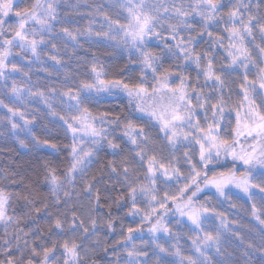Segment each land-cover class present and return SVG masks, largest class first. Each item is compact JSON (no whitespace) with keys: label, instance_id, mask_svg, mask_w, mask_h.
<instances>
[{"label":"snow or ice","instance_id":"snow-or-ice-1","mask_svg":"<svg viewBox=\"0 0 264 264\" xmlns=\"http://www.w3.org/2000/svg\"><path fill=\"white\" fill-rule=\"evenodd\" d=\"M57 5L58 0H32L31 4L20 7L14 6L13 0H0V88L6 95L10 93V104L0 99V108L6 110V115L0 120L7 121L14 131H30L39 115V109H30V105L40 103L58 117L71 134V144L68 145L71 162L63 177L51 164L46 162L44 165L51 204L35 192L23 196L18 194L29 206L28 215L41 212V208L35 207L37 201L45 210L57 209L47 232L37 226L35 238L29 242L26 238L29 233L20 227L23 218L8 215L9 194L0 188V223L5 225V235L8 226H16V234L3 240L0 254L4 259H0V264H97V250L107 251L97 235L95 218L89 217L86 226L85 220L78 217L75 210L70 216L59 211L71 198L70 193L64 190L65 184L73 186L76 176L84 174L98 146L106 143L114 156L123 152L119 144L108 138L110 133L105 124L122 127L123 136L132 146L131 160L125 156L118 164L116 160L108 162L111 173L118 179L122 177L127 187L132 203L130 213L139 214L141 220L150 225L147 231L154 240L159 233L180 238L181 233L173 232L167 222L170 212L175 213L180 221H185L195 233L192 236L184 233L190 241L193 255L185 256L179 246H173L171 255L178 258V264H239V261H233L235 253L226 247L229 233L239 239L244 249L241 253L244 264H253L252 256L257 253L260 255L259 264H264V219H261L264 210L258 209L254 201L251 204V215L262 226L257 246L245 242L239 233L231 232L229 225L235 222L229 221L226 214L216 207H210V197L203 202L198 199L205 190L214 189L218 198L236 208L227 192L238 189L249 200H253L254 191L264 200V45L255 42L257 32L264 41V13L260 11L259 0L255 7L252 0H123L119 5L126 13L123 23L97 5L89 13L91 19L86 27L59 29L55 28L57 23H62ZM226 7L227 12L224 11ZM101 16L107 30L95 31L93 25ZM197 17L196 23L202 25L199 29L190 22ZM13 19L15 23H9ZM212 27H217L223 35L219 31L214 35L210 30ZM205 36L209 40L208 48L197 51L198 39ZM54 37L63 38V47L53 42ZM93 37L116 41L130 53L134 51L141 67L138 80L107 79L103 65L94 62L90 69L92 81L81 80L76 87L42 88L39 81L33 83L31 64L41 62L42 46L50 45L44 59L62 68L64 60L61 54H74L77 48H83L82 39ZM153 41L161 43L160 53L150 48ZM250 44L257 50L258 60L253 57ZM216 48H222L228 59V65H221L219 70L213 62ZM16 49L19 51H14ZM165 56L181 60L185 65L194 64L203 75L204 86H200L199 76L193 84L183 72L174 71V68L179 69V64L164 67ZM17 57L20 63L14 62ZM253 70L255 76L250 78L249 72ZM44 71L52 75L48 69ZM225 72H240L237 87L242 99L234 104L230 103V96L225 98ZM146 73L151 74V83ZM14 76H19L20 80L13 79ZM66 77L71 78L70 74ZM173 78L179 83L173 84ZM104 93L126 94L130 111L143 114L141 118L160 129L168 147L173 150L170 158L158 157L157 143L143 124L130 117L122 120L120 115L109 112L94 114L88 104ZM57 106L62 107L65 114L57 112ZM233 113L235 128L225 134L222 125H231L226 116ZM17 119L22 124H18ZM86 140L91 142V147ZM34 142L53 149L57 147L49 140L34 138ZM178 144L198 149L195 162L187 149L183 152L189 169L187 174L178 166L180 160L175 155ZM136 164L143 168L142 174ZM238 166L244 171L240 172ZM181 179L186 182L178 188V195H169L167 191L160 194L158 180L171 184ZM86 188L91 195L93 185L87 183ZM138 194L147 198V211L137 206ZM99 200L97 192L96 206H99ZM169 203L172 204L171 209ZM217 220L219 227L215 231L207 230ZM106 226L111 230L112 221L108 220ZM137 232L143 233L144 228L128 227L127 235L117 242L124 248L126 264H160L159 260H149V251L159 257L167 254L168 249L157 242L148 251L142 250L133 242ZM54 236L67 238L54 239ZM91 237H95V244L90 246ZM116 264H120L119 258Z\"/></svg>","mask_w":264,"mask_h":264},{"label":"trees","instance_id":"trees-1","mask_svg":"<svg viewBox=\"0 0 264 264\" xmlns=\"http://www.w3.org/2000/svg\"><path fill=\"white\" fill-rule=\"evenodd\" d=\"M23 1H29V4L32 3V0H23ZM260 2L261 0H259V3ZM73 3L74 1L72 0H58L57 11L59 13V17L62 23H57L55 25L56 29H59L61 27H68V28L86 27L88 25L89 20L91 19L89 13H91L94 7L97 5L102 6V11L106 12L113 19H120L122 23L125 22L124 17L126 16V13L118 5L110 3L109 0H87L84 6L79 8L77 7L78 9H76L74 12L69 14L71 10H70V6L67 5ZM224 11L227 12L228 8L226 7ZM260 11L264 13V10L261 8ZM197 20H199L198 17L190 22L195 24V26L199 29L200 27H202V25L196 23ZM9 23H12V20H9ZM93 28L95 31L107 30V26L102 16L96 18ZM220 28L222 29V25L220 26ZM210 30L213 32L214 35L217 34L218 31L219 34L223 35V32L220 31L217 27H212ZM183 34L186 35V33ZM192 35L195 36L196 33H192ZM53 42L56 43L58 46L63 47L64 40L62 37H54ZM81 44L83 45V48H77L74 54L71 53L69 55H63V53L61 54L64 60V66L62 68H67V71H65L63 74H59L58 76L48 75V74L43 75L46 74V72L40 73L38 71H35L34 76H36V79L38 78V76L43 77L45 87H49V86L76 87L78 86L81 80L92 81L93 74L90 71V69L94 62L103 65V69L107 73V76L105 77L107 79L123 78L125 80L136 82L140 77L141 67L139 63V57L134 51L130 53L122 46H118L116 41H108L103 38H96V37H93L91 39H82ZM208 44H209V40L207 39L206 36L203 38H199L197 43V51H201L202 49H207ZM150 48L157 53H160L162 51V46H160L159 43L156 42H152L150 44ZM49 49H50V45L46 47L42 46L41 48V50L44 51L45 54L49 52ZM52 54L54 55L55 53ZM224 54L225 52L222 48H216L215 51L213 52V55L215 57L213 62L216 65V67H218L217 63H219V61L220 63H225L224 60H222V57L224 58ZM47 61L49 63L46 65H48L50 72L54 68L59 67V66H55L53 61L51 60H47ZM163 64L164 67L174 66L177 64L181 65L179 69L174 68V71L183 72L185 75L190 77L193 84L196 83V79L199 76L200 86H204L203 75L200 74L199 70L196 68L194 64L185 65L181 60L173 59L169 56L164 57ZM43 67L45 68V65ZM66 74H70L71 78L69 79L68 77H66ZM146 75L148 77L149 82L151 83L152 82L151 74L146 73ZM175 83L176 82H173V84ZM205 90H207V88ZM225 96L228 99L230 96L231 101L235 102L236 98L240 97L241 94L240 91L237 90V87H235V89H231L230 87L229 89H225ZM36 107H37L36 109H39L41 107V110H39V115H38L41 123L35 127L34 131L36 129L37 132L39 129L43 130L46 134H43L41 136L42 139L49 140L52 143L58 141L55 136L56 132L62 133V139H61L63 142L62 149H65V151L67 152L66 147L69 144V139H68L69 132L66 131V127L63 125L62 122L59 121L58 117L52 115L46 110V106L44 105L40 106L39 103V106ZM88 107L93 111L94 114H98L101 112H109L112 114L120 115L122 120L124 119V117H130L131 119L135 120L137 123L143 124L146 130L149 132V134L153 131V128L150 127L151 124L147 121V119L141 118L143 114L130 111L131 106L128 104V99L125 96L100 97V98L96 97L92 103L88 104ZM56 111H58V106L56 107ZM201 119L203 121V118ZM229 119L235 120L234 113L232 116H226V120ZM44 125L45 128H43ZM104 127L110 133L108 138L111 139L114 143L119 144L120 148L123 149V152H120L119 155L114 156L113 154H111L110 148L107 146L106 143H103L101 146H98L96 150L95 159L85 169L84 174L82 176L81 175L76 176L74 185L69 186V190H71L72 192L79 189L81 192L84 188V185L80 186L81 182H84L85 178H87L88 175L90 179L93 178L98 173L101 167L108 165L109 161L116 160L118 164L121 158L125 157L127 154L128 155L132 154L133 151L132 146L128 143L126 137L123 136L122 127H116L115 125L109 127L107 124H105ZM12 134L14 135V137L12 136L13 142L16 145L18 151L19 163L20 162L23 163L24 161L29 162L30 158L32 159V161H35L36 163V158L33 157L32 150L27 149L29 145L22 146L20 144V139L22 141L29 142L30 140L29 133L22 134L26 138H19L17 134L13 133V130H12ZM151 137L154 138L152 135ZM162 142H166V140L163 138ZM185 149H187L193 155V158L195 156L194 152L198 151L197 148L193 147L192 145L180 144L179 146H177V149L175 150V155L179 158L180 163H182L183 165H186L185 161L182 160L183 152ZM172 151L173 150L170 149L169 147L167 148V152H166L167 157L170 158ZM52 157L56 159L55 155H52ZM54 167L57 169H61V166L57 165V163L54 165ZM108 168L109 167L107 166L103 170ZM219 170H223V169H219ZM238 170L240 172L244 171V169L239 168V166H238ZM142 173H143V168H141V174ZM42 179L43 176H41V170L39 167L36 168L31 167V169L29 167V170L27 171L28 184L29 183L37 184L34 186V188H40L38 186V183L42 182ZM144 182L146 183L147 181ZM185 182L186 181L181 179L178 183L164 184L163 181L158 180L157 184L160 189L161 195L163 194L164 191H167L169 195H178V188L181 187ZM257 182H260V180L258 179ZM99 191L100 190L96 188V184H93L92 194L91 195L89 193L87 194L93 196L97 192L99 193ZM227 195L231 198V202L237 206L236 208H232L231 205L228 203V201L223 200L222 198H218L217 195L212 192L204 193L198 199L203 202L205 201L206 198L210 197L211 204L209 206L216 207L219 211L224 212L226 214L227 219L229 221L235 222L229 225L231 232L239 233V236L243 237L245 242H251L259 246L261 240L260 228L262 226L251 215V204L254 201L258 209L264 210V200H262L260 194L255 191L253 193V200H249L246 196H243L232 190L228 191ZM125 196L129 199L128 197L129 195H125ZM141 198H144L145 201L144 203L140 202ZM136 201H137V205H139L141 209L147 211L148 204L146 197H142L138 194L136 197ZM104 207H107V205L104 204ZM168 207L171 209L172 204L169 203ZM127 218L132 223L130 227L137 228L138 226H142L144 228L143 233L137 232L133 236V242H135L137 246L142 247V250L148 251L153 247L154 243L157 242L163 245L166 249H168L167 254H162L159 257L153 255L152 252L149 251L150 261L155 262L159 260L160 264H178V258L174 255H171V253L174 250L173 249L174 245L179 246L185 256L194 254L190 241L187 239L184 233H187V236H192L195 233L190 230V228L188 227L185 221H180L179 217L175 213H172L167 217V222L169 223V226L172 228L173 232L181 233L179 239L171 238L165 235L164 233H160L159 235L157 234V238L154 240L152 234L147 231L150 225L146 221H142L139 214L130 213L127 215ZM261 219H264V215L261 216ZM114 227H115V223L112 222V229L110 230L108 228L109 232H113ZM218 227H219V221L217 220L207 230L215 231ZM126 235H127V230L122 232L118 236L109 237L103 245L107 248V251L106 252L101 250L97 251V255L95 257L97 264H116L117 258H119L120 264H126V254L124 248L121 243H117L118 241L122 240L123 236ZM229 237L230 238L228 243L226 244V247L228 248L229 252L235 253L233 257V261L234 262L239 261V264H244L243 257L241 255L244 249L241 246L239 239L236 237H232L231 233H229ZM129 247H130V243H129ZM252 261L253 264H259L260 261L259 253L252 256Z\"/></svg>","mask_w":264,"mask_h":264},{"label":"rangeland","instance_id":"rangeland-1","mask_svg":"<svg viewBox=\"0 0 264 264\" xmlns=\"http://www.w3.org/2000/svg\"><path fill=\"white\" fill-rule=\"evenodd\" d=\"M72 1H74L73 4L67 5V6H70V10H71L69 12V14L74 12L79 7L84 6L87 2V0H72ZM13 2H14V6L23 7V6L29 5V1L13 0ZM109 2L119 6L123 2V0H109ZM185 2H187V0H185ZM257 2H258V0H252L253 7H255ZM260 8L264 10V0H261ZM14 23H15V20L13 19L11 24H14ZM255 35H256V41L255 42L258 44L264 45V41H261L259 33L257 32V33H255ZM153 42L159 43V45L162 46L159 41H153ZM249 48L252 51L253 57H255L258 60L259 54H258L257 50L255 49V47L250 44ZM14 51H19V50L16 49ZM41 52H42L41 62L31 64L32 71H31L30 75H31L33 83L39 81V86L43 88V87H45L44 78L41 76H38V78L36 79V76H34L35 71H38L40 73H45L44 69L49 70L48 65H46L49 62L47 61V59H44V54H45L44 51L41 50ZM221 52H222V50H221ZM219 56H221V55H219ZM30 57L31 56L29 54V59H30ZM222 60H224L225 63H220V61H219V63H217V66H218L217 70L220 69L221 65H224V66L228 65V59H227L226 53L224 54V58L222 57ZM14 62L20 63L19 57H17ZM44 65H45V68L43 67ZM24 66L27 67L28 65L25 64ZM69 68H70V66H69ZM65 71H67V68H59L58 67V68H54L51 71V73L54 76H58L59 74H63ZM47 74L48 73L43 74V75H47ZM224 75L226 77V82H227V88L226 89H229L230 87H231V89H235V87H237V85L240 83V79H239L240 78V72H232V73L225 72ZM249 76H250V78L254 77L255 76V70L250 71ZM12 78L16 79L18 81L20 80L19 76H14ZM174 79L175 78H173L172 82H176L175 84H178L179 80H177V79L174 80ZM237 90H239L238 87H237ZM3 92H4V90L2 88H0V99H2L5 104H10V99H9L10 94H7L8 95L7 96ZM115 96L127 97L126 94H124V93H118L115 95H108L107 93H104L98 97L100 98V97H115ZM240 97L242 98V96H240ZM240 97H237L235 102L231 101V99H230V103H233V104L236 103L238 100L241 99ZM225 98H226V96H225ZM226 99H228V98H226ZM259 102H260L259 98H257V103H259ZM41 105L42 104H40V106ZM34 106L36 109L37 108L36 106H39V103L31 104L30 109H34ZM39 110H41V107L39 108ZM57 112H60L61 114H65L64 109L60 106H58ZM5 115H6V110L3 108H0V117H3ZM229 120L231 121L230 126L222 125V129L224 130L225 134L227 132L233 131L235 128V120H232V119H229ZM16 122L18 124H22V122L19 119H17ZM60 122H62V121H60ZM40 123H41V121L39 120V116H37L35 122L30 126V129H31L30 131L21 130V129H17L15 131L13 130V133L17 134V136L19 138H26L22 134L23 133H25V134L29 133V137H30L29 142L23 141L24 143L22 144L21 143L22 140L20 139V144L22 146L29 145V147H27V149L28 150L31 149L33 152V157L36 158V163H35V161H32L31 158L29 159L30 160L29 162L24 161L23 163L22 162L19 163L18 151H17L16 145L14 144L13 139H12V136L14 137V135L12 134V129L10 127V124L5 120H0V188H2L7 194H9V202L6 206L8 215L23 218L22 222L20 224V227L24 228L25 232L29 233L28 237H26L29 240V242H31L35 238L34 234H35V229L37 228V226L40 229H43L45 232H47V228L50 224H52L53 215L57 212V209L53 207V208H50L49 210H45V209H43L42 204L39 201H37L35 203V207L41 208V212L39 214L33 212V213H31V215H28L29 206L26 205L25 201L23 199H20L19 196L28 195L30 192H35L39 195V197L42 200H47L49 202V204H51V193H50L48 184L44 179V177H45L44 165L47 162L54 167V165L57 163V165L61 166V169L56 168L57 173H58V175L63 177L65 170L67 169V167L70 165V162H71L70 161V151L68 148V145L71 144V134L69 133V135H68L69 144L66 147L67 152L65 151V149H62V146H63V142L61 140L62 139V133L56 132V134H55L56 139L58 140L57 142H54L57 145V147L55 149L48 147L46 145L37 144L34 142V138L37 137L39 139H42L41 136L43 134H46L41 129H39L38 132L36 131L37 129L34 131L35 127L37 125H39ZM201 123L202 124L204 123V121H202V119H201ZM150 127L153 128V131L150 134L154 137L153 139L156 141L158 149H159L157 152L158 157H160V156H166L167 157V154H166L167 148H168L167 141L162 142V139L164 137H163V134L158 129V127H153V126H150ZM43 128H45V125L43 126ZM33 131H34V133H33ZM18 137H16V138H18ZM230 138L231 137H229V139ZM86 144L89 147H91L90 141L86 140ZM179 145L180 144H178L177 146H179ZM193 147H195V146H193ZM96 150H95V155H96ZM110 151H111V154H113V150L110 149ZM52 155H55L56 159H54L52 157ZM95 155L91 159V162L95 159ZM194 155L195 156L193 158V161L195 162V160L198 158V151L194 152ZM126 156L128 157L129 160L132 159V154H130V155L127 154ZM182 160L184 161V158ZM133 163H135V162H133ZM90 164L91 163H89V165ZM107 166L108 165L101 167L99 169L98 173L93 177L94 179L93 178L90 179V177L88 175L87 178H85V181L81 182L80 186L84 185V188L81 192H80V189L72 192L71 190H69V185L65 184L64 190L68 191L70 193L71 198L68 200L67 205H65L59 209V211L62 213L66 212L68 214V216L71 215L72 210H75L77 216L80 217L81 219L85 220L86 226L88 225L89 217L95 218L97 220V235L99 237L101 245H104V243L106 242V240L109 237L118 236L122 232L126 231L127 228L130 227L132 224L131 221H129L127 218V215L130 214L129 210L132 208L131 200L125 196V195H128L127 187L123 183L122 177L118 179L115 174L111 173L109 168L103 170ZM178 166L182 169V172H184L185 174L188 173L189 169L186 165H183L182 163H180ZM29 167H30V169H31V167H33V168L39 167L40 168L41 176H43L42 182L38 183V186L40 188H34V186L37 184H33V183L28 184L27 171L29 170ZM136 167L139 169V171L141 173V168H140L139 164H136ZM102 170H103V172H102ZM101 172H102V174H101ZM87 183H91L92 185L96 184V188L98 190H100L99 191V197H100L99 206H96L95 195L90 196L87 194L88 193V190L86 188ZM232 191H235V192L245 196L238 189H232ZM207 192L215 193V190L214 189L205 190V192L201 193L200 196H202L204 193H207ZM18 194H19V196H18ZM121 197L123 199H121ZM140 202L144 203L145 202L144 198H141ZM61 203L63 204V199H62ZM104 204H106L107 207H104ZM137 206L140 208L139 205H137ZM172 213L173 212H170L169 215ZM108 220H111L112 222L115 223V227H114L113 232H109V229L106 226V222ZM15 234H16V226L15 225H11V226L7 227V236H6L5 235V225L0 223V253H2V250H3V240L6 238L12 237ZM53 238L54 239H64L67 237L66 236L65 237L54 236ZM94 244H95V237H91L90 238V246L94 245ZM0 259H4L2 254H0Z\"/></svg>","mask_w":264,"mask_h":264}]
</instances>
